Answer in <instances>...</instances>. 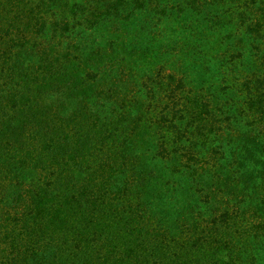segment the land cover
<instances>
[{
	"label": "rangeland",
	"instance_id": "374dc122",
	"mask_svg": "<svg viewBox=\"0 0 264 264\" xmlns=\"http://www.w3.org/2000/svg\"><path fill=\"white\" fill-rule=\"evenodd\" d=\"M176 1L162 0L157 6L180 15L177 9L171 10L177 7ZM111 2L114 0H57L56 5L66 4L64 13L70 31L62 37L41 33L32 38L30 45L35 51L29 57L32 62L26 61L22 67L10 68L11 71L6 68L2 73L0 178L49 175L55 171L47 166L50 158L54 156L58 162L68 160V152H75L78 163L87 168L93 178H116L112 170L125 168V178L138 180L149 201L156 199L159 207L166 211L159 219L177 229L174 236H183L178 228L188 225L196 244L203 245L200 257L189 258V252L180 256L186 264H264V149L263 152L242 151L240 148L255 146L252 142L257 141L251 135L240 137L241 134L235 133L224 147L226 166L223 160L213 163L220 158L218 153L213 147L204 149L203 146L204 164L186 161L180 156L171 161L166 150L175 147L176 139L188 146L189 154L196 155L197 159L201 158L197 151L202 143L193 134L180 139L167 127L170 120L161 119L162 115L170 119L172 114L167 108L176 102L172 101L175 99L172 90L183 95L194 94L190 89L197 83L193 80H199L194 65L200 63L206 68L200 62L204 54L212 59L223 52L225 59L223 64L214 63L219 70H201L204 78L214 79L202 83L203 87L226 81L240 90L243 77L256 71L259 64H249V71L244 68L248 62L241 60L236 48L238 39L229 38L226 29L212 32V28L188 26L182 31L177 23L167 29L157 21H140L133 27V16L124 24L102 22L96 26L94 17L98 18L99 12L107 10ZM131 9L133 3L128 6V12ZM59 12L56 7L51 14ZM149 14L160 13L152 10ZM263 14L264 5L257 15L263 19ZM67 54L70 63L65 61ZM38 57L46 59L45 63L59 58L60 70L67 66L65 73L54 75L42 70L36 61ZM8 77H12V81ZM5 82H12L9 92ZM181 85L183 87L178 89ZM10 93L18 96L16 114L5 99ZM107 93L111 95L109 100H106ZM250 119L252 123L259 122L254 120V115ZM259 124L264 131V125ZM32 152L40 154L42 162H36ZM165 157L169 160L163 159ZM183 163L199 168L198 173H190L201 182L199 196L193 197L197 191L190 177L185 183V193L180 191V185L166 193V178L162 174L175 171ZM101 165L100 173L96 172ZM221 166L232 170L227 173ZM78 177L83 178L84 174ZM156 179L157 185L154 184ZM206 181L210 187L205 185ZM3 183L8 180L4 179ZM223 210L231 212L225 214L227 223L219 224L218 216ZM227 229L235 233L225 231ZM223 231L232 233V237H227ZM189 244L185 243L184 247ZM208 246L215 248L209 250L216 251L210 257L203 255Z\"/></svg>",
	"mask_w": 264,
	"mask_h": 264
},
{
	"label": "trees",
	"instance_id": "16d2710c",
	"mask_svg": "<svg viewBox=\"0 0 264 264\" xmlns=\"http://www.w3.org/2000/svg\"><path fill=\"white\" fill-rule=\"evenodd\" d=\"M160 1L114 0L108 4L107 10L99 12L98 18L94 17L95 24H124L133 16V27L140 21H157L165 24L163 26L167 29L177 23L182 31H186L184 29L188 26H204L212 28V32L219 29L225 32L226 29L229 38L238 39L236 48L242 56L241 60L248 62L244 68L249 71V64H259L256 71L243 77L240 90L226 81L203 87L200 86L202 83L214 79L204 78L201 70H219L213 66L214 63L223 64L225 59L223 52H218L212 59L204 54L200 62L206 68L201 67L200 63L194 65L199 78L198 81L193 80L197 84L190 89L194 94L183 95L172 90L175 97L172 101L176 102L167 106L169 113H172L170 119L167 115L161 117L164 121L170 120L167 127L180 139L187 134L199 138L202 144L197 153L201 158L190 155V148L183 142H176L177 139L174 140L175 147L166 150L167 156L171 157V161L180 156L183 160L204 164L202 146L204 149L213 147L220 157L213 163L223 160L226 166L224 147L228 146V141L233 139L235 133L241 134L240 137L251 135L257 141L252 142L256 143L255 146L252 144L240 148L242 151L263 152L264 131H261L259 122L264 125V14L261 15L263 19L257 14L264 0H200L199 3L198 0H177V7H171V10L177 9L180 15L175 11L168 13L166 8L159 9L157 5ZM56 3L57 0H0V78L4 76L2 73L6 68L11 71L10 68L22 67L26 61L32 62L29 59L35 52L30 45L32 38L41 33L62 37L70 31L65 14L67 10H64L66 4L60 6V3ZM131 3L133 9L128 12ZM56 7L60 12L51 14ZM152 10L160 14H149ZM204 48L208 49L207 46ZM66 58L65 61L70 63L68 54ZM44 60L40 57L36 59L42 70L54 75L65 73L67 66L60 70L62 66L58 63L59 58L55 57L47 63ZM7 79L12 81V77ZM10 83L5 82L7 92L10 91ZM5 99L12 113L16 114L17 94L10 93ZM109 99L111 95L107 93L106 100ZM253 115L254 120H259L258 123H252L250 117ZM0 122L3 123L2 120ZM32 154L36 162H42L40 154ZM168 157L163 159L168 161ZM67 158L58 162L52 156L47 166L49 170L55 171L43 177L0 178V264H186L180 257L185 252H189V258L200 257L204 248L196 244L192 229L188 225L186 228L182 226L178 230L183 236H174L177 229L159 219V215L166 211L159 207L156 199L149 201L138 180L125 178V168L112 170L116 178H93L87 168L78 163L75 152H68ZM254 159L257 161L259 156ZM224 166H221L223 171L229 173L232 170ZM101 167L96 172L100 173ZM198 169L194 164L183 163L175 171H165L162 177L166 178V193L179 185L180 191L185 193V183L190 177L197 184H193L194 191H197L193 197L199 196L201 188L198 186L201 182L190 174L192 171L198 173ZM23 171L28 172L25 169ZM81 174H84L83 178L78 177ZM4 179L8 183H3ZM205 185L210 187L207 181ZM157 193L158 190H155L154 194ZM230 212H220L218 223H227L225 214ZM225 231L235 233L232 229ZM229 232H225L227 237H232ZM185 243L190 244L184 247ZM208 247L203 252L206 257L216 253L209 250L215 248Z\"/></svg>",
	"mask_w": 264,
	"mask_h": 264
}]
</instances>
